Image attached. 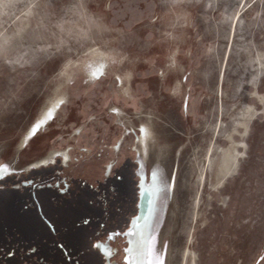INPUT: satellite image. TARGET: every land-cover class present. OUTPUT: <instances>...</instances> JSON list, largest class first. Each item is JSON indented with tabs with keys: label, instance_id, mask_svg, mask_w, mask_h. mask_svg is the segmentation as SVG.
Returning <instances> with one entry per match:
<instances>
[{
	"label": "rangeland",
	"instance_id": "1",
	"mask_svg": "<svg viewBox=\"0 0 264 264\" xmlns=\"http://www.w3.org/2000/svg\"><path fill=\"white\" fill-rule=\"evenodd\" d=\"M168 1L0 0V164L110 132L159 177L164 264H264V0Z\"/></svg>",
	"mask_w": 264,
	"mask_h": 264
},
{
	"label": "water",
	"instance_id": "2",
	"mask_svg": "<svg viewBox=\"0 0 264 264\" xmlns=\"http://www.w3.org/2000/svg\"><path fill=\"white\" fill-rule=\"evenodd\" d=\"M116 145H120L119 150ZM49 160L55 164L36 172L28 171L32 165ZM9 166L11 171L21 169L25 173L6 174V179L0 182L6 186L0 189V247L3 240L9 241L15 234L22 241V262L28 258L36 260L35 264H45L38 252L58 250V242L68 250L76 249L73 240L77 235L97 227L98 222L113 219V229L126 228L136 212V204L137 212L132 220L138 217L139 224L147 221L154 234L161 206L156 198L158 192L152 194V173L149 183L133 147L110 132L57 137ZM55 170L67 176L71 195L60 196L51 189L37 192L44 215L54 223L55 233H52L33 206L25 209L32 202L31 194L11 187L30 176L40 175L46 180ZM51 234L58 238L52 241ZM89 244L87 241L86 246ZM124 244L123 238L117 239L116 245L124 247ZM35 248L36 252L30 253ZM120 257L121 254L118 261Z\"/></svg>",
	"mask_w": 264,
	"mask_h": 264
},
{
	"label": "flooded vegetation",
	"instance_id": "3",
	"mask_svg": "<svg viewBox=\"0 0 264 264\" xmlns=\"http://www.w3.org/2000/svg\"><path fill=\"white\" fill-rule=\"evenodd\" d=\"M101 70H102L101 67H97L95 70V74H100ZM141 155L143 156V154ZM39 164L40 165L46 164L47 167H49L51 165H54L55 162L49 160L46 162H41ZM40 168L42 167L33 168L32 165L30 170L28 171L36 172L39 171ZM24 171L25 170L20 169V170H14L13 172L15 173L14 175L20 176V174L22 175V173H25ZM6 177L7 176L5 174V179ZM3 180H0V182H2ZM5 188H6L5 185H0L1 190ZM11 188L12 189L17 188L19 190H22V193L29 192L31 194L32 202H30L28 205L26 204L24 206L25 209H28L29 207L32 208L33 206L36 209L37 213L39 214L41 220L47 225V227L52 231V233H55L54 223H52L51 220L44 215L41 203L37 200V192L40 191L41 189H51L57 191V193L60 196L66 197V195L67 196L69 194L71 195L69 191L70 185L69 182L67 181V176L63 175L62 171L55 170L51 176L46 177V180H42V177L40 175L30 176V178L27 180H22V179L19 180L18 185L16 184ZM225 202H226V198L223 197L222 204L224 205ZM136 212H137V204H136ZM134 215L128 220L126 224L127 227L124 229H120L121 227L113 229V219H111V221L98 222L97 227L91 228L89 229V231L88 230L86 231L85 227H83V230L85 231L80 235H77L76 239L73 240V241L76 240L77 243L76 249L68 250L63 246L62 243L58 242L57 243L58 250L39 251L37 255L38 256L40 255L39 259L42 260L45 264H124L125 254L123 249L128 246L127 238L121 235V236H115L111 240H109L108 236L110 233L113 232L126 231ZM88 221L89 220H87V222ZM190 233H191L190 236H192L193 235L192 230ZM13 236L14 237L12 239L9 238V241L7 240L2 241L3 243L0 247V264H35L36 260H32L28 258H26V260L22 262L21 254L22 252H24L22 241H20L19 237H17L15 234ZM50 238L52 239V241H54L53 238H58V235L51 234ZM118 238H123L125 242L124 247L116 245ZM87 241L90 242L88 246H86ZM98 242L105 244L106 246L105 250H98L95 247H93V245ZM29 251L30 253L36 252V248L33 250L31 249ZM185 251H189L188 248L182 249L181 256L185 254ZM109 253H111V255H109ZM120 254H121L120 261H118L117 257ZM262 254H263V250L259 249V255L261 256ZM38 256H35V258H37Z\"/></svg>",
	"mask_w": 264,
	"mask_h": 264
},
{
	"label": "snow or ice",
	"instance_id": "4",
	"mask_svg": "<svg viewBox=\"0 0 264 264\" xmlns=\"http://www.w3.org/2000/svg\"><path fill=\"white\" fill-rule=\"evenodd\" d=\"M240 7H243V5H240ZM237 19H239V14H237ZM96 78L99 79L100 76L97 74ZM119 77H116V80L119 81ZM71 83V81H69ZM65 104V101L63 99H60L56 102V107H62ZM112 112H117L115 108L111 109ZM117 114H119L117 112ZM54 112L52 109H49L47 112L48 119H54ZM44 123H47V121H44L42 123H35L31 127V136H35L39 131L40 128L43 126ZM138 132L143 133L145 135V140L148 139L147 135V129L144 127L138 128ZM117 150H119L120 145H116ZM87 151V149H85ZM67 159V157H65ZM39 167H47L46 164L40 165H33V168H39ZM111 165L108 166V170L110 171ZM14 175L15 173L11 171L10 166L8 164H0V180L5 179V175ZM152 194L155 195L157 192L160 191L159 187V177L157 176V173L153 171L152 173ZM139 218L133 219L130 224L131 226L127 228L126 231L122 232H113L110 233L108 236V239L111 240L115 236H125L127 238V244L128 246L123 249L124 251V264H164V260L162 258H158V254L155 251V237L152 234V232L149 230L150 225L146 221L144 224L138 223ZM87 223V221H85ZM98 250H105L106 246L103 243H96L93 245ZM111 255V253H109ZM261 259H264V256L261 257Z\"/></svg>",
	"mask_w": 264,
	"mask_h": 264
},
{
	"label": "bare ground",
	"instance_id": "5",
	"mask_svg": "<svg viewBox=\"0 0 264 264\" xmlns=\"http://www.w3.org/2000/svg\"><path fill=\"white\" fill-rule=\"evenodd\" d=\"M9 2V6L12 8L13 11H16V5H17V1L19 0H7ZM22 1H31V0H22ZM215 0H169L167 4L164 5V10H170L171 8L174 10V5H176V8L177 10L176 11V14H177V17H183L186 15L187 12H190V14H192V6L195 4V3H199L201 2L202 3V7H203V10L205 9L206 11L208 9L211 8L212 6V3L214 2ZM18 9V8H17ZM10 10V9H9ZM204 10V11H205ZM187 11V12H186ZM12 17H15V13L12 14ZM1 21V20H0ZM2 39L1 35H0V40ZM211 55L214 56L216 55V51L213 50L211 52ZM217 56V55H216ZM258 77V76H257ZM245 146V144H243ZM238 154V153H236ZM230 167H229V171L227 172L228 174H226V177H229L230 173L234 174L236 169H237V165H238V155H235V157H232L230 159Z\"/></svg>",
	"mask_w": 264,
	"mask_h": 264
}]
</instances>
